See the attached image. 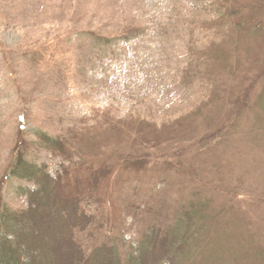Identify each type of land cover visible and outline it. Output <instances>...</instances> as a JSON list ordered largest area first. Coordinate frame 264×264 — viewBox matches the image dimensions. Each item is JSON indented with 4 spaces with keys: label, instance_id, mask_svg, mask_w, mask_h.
<instances>
[{
    "label": "rangeland",
    "instance_id": "374dc122",
    "mask_svg": "<svg viewBox=\"0 0 264 264\" xmlns=\"http://www.w3.org/2000/svg\"><path fill=\"white\" fill-rule=\"evenodd\" d=\"M18 257L264 264V0H0Z\"/></svg>",
    "mask_w": 264,
    "mask_h": 264
},
{
    "label": "trees",
    "instance_id": "16d2710c",
    "mask_svg": "<svg viewBox=\"0 0 264 264\" xmlns=\"http://www.w3.org/2000/svg\"><path fill=\"white\" fill-rule=\"evenodd\" d=\"M13 262H14V260H12ZM18 264H23V261L21 260V258L20 257H18Z\"/></svg>",
    "mask_w": 264,
    "mask_h": 264
}]
</instances>
